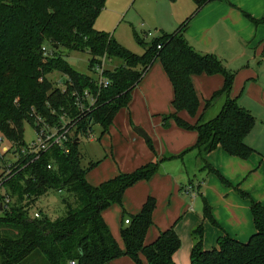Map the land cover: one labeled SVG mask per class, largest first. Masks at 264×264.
Returning a JSON list of instances; mask_svg holds the SVG:
<instances>
[{
  "label": "trees",
  "instance_id": "trees-1",
  "mask_svg": "<svg viewBox=\"0 0 264 264\" xmlns=\"http://www.w3.org/2000/svg\"><path fill=\"white\" fill-rule=\"evenodd\" d=\"M207 2L210 0H194L193 13ZM104 3L105 0H0V134L18 148L24 141L25 122L33 124L36 114L55 120L60 110H74L72 89L95 90L93 76L72 69L65 59L66 52L75 50L87 53L90 71L103 57V73L108 78L105 87L100 88L97 107L79 120L80 131L91 120L90 129L95 124L100 127L95 136L99 140L114 115L129 104L132 90L157 59L172 87L173 112L161 115V125L167 127L173 120L178 127L196 132V139L183 152L155 157L130 172L118 173L98 184L86 180V174L97 161L82 163L84 153L78 148L77 136L67 143L69 152L54 146L30 162L21 159L16 166L19 169L4 181L13 201L0 212V264H70V261L106 264L120 255L128 256L136 264H143L139 255L144 257V264H175L172 254L181 241L173 224L159 230L150 243L144 242L152 224L155 199L147 196L138 212L128 217L122 201L126 188L152 177L160 170L163 160L181 158L189 150L195 151L199 170L214 172L225 186L233 187L249 199L254 226V232L245 241L223 231L215 238V246L205 248L203 225L199 223L190 232L189 264H264V206L250 198L248 192L232 186L205 160V155L215 146L242 159L255 151L244 141L255 116L229 95L235 72L226 69L215 54L194 51L185 40L184 31L193 13L173 31L148 41L133 29L135 41L143 48L141 53L134 54L110 32L94 27ZM244 14L254 26L264 24V13L257 18ZM50 72L64 74L63 90L53 85L47 75ZM197 73H219L222 86L203 100L198 118L189 122L179 117L178 112L185 109L193 114L198 108V97L191 82V76ZM219 97L222 103L218 110L212 117H206V110ZM146 142L152 149L149 138ZM260 156L264 161V152ZM188 184L192 188L193 181ZM198 189L196 185L197 192ZM48 191L61 194L62 215L52 218L39 209L40 215L31 217L29 211L37 198ZM201 200L202 218L220 227L202 195ZM111 204L120 207L122 247L102 215ZM124 218L128 222L124 223Z\"/></svg>",
  "mask_w": 264,
  "mask_h": 264
},
{
  "label": "rangeland",
  "instance_id": "rangeland-1",
  "mask_svg": "<svg viewBox=\"0 0 264 264\" xmlns=\"http://www.w3.org/2000/svg\"><path fill=\"white\" fill-rule=\"evenodd\" d=\"M194 6V0H105L104 7L96 17L95 21L98 22L103 20L106 25V28H103L105 31L110 32L113 35L114 39L117 42H120L129 51L134 54H139L142 52L143 48L137 41H135V38L133 36V29L141 37L144 36L143 32L140 30L141 28L145 27L146 29H151L152 32L156 31L155 27L157 28L162 18L168 15L169 9L173 12L181 9L182 18L179 22H176L177 25L189 14V12L194 10ZM183 12L185 14L184 17L182 15ZM141 22L143 23V26H140ZM150 37L151 36H148V40ZM262 48V45L257 44L254 46V48H250L249 50L250 52L255 51L256 55L258 56L261 53L260 51L262 50ZM64 56L72 69L74 68L75 70L88 75L91 74V71L88 70L89 58L86 52L73 50L66 52ZM155 63L160 64L159 60L156 59L151 63L150 66L154 65ZM110 65L111 64H109L108 66ZM234 71L237 73L232 84L234 85V95H238V99L243 98L246 90V80L245 78L243 79L242 76L244 67L236 68ZM47 75L54 86H56L57 88L64 87V74H61L59 72H50ZM91 75L93 76V74ZM204 76H206V78L213 77L209 75ZM166 80L168 81L167 77ZM197 85L198 88L192 83L199 101L197 110L193 114L187 112V110L185 109L178 112L179 117H181L180 113L184 112L186 118H181L189 122H194L198 118L197 116L201 112L203 107L202 100L208 98L210 95L209 94L207 96H203L204 91L209 89V86H207V83L205 81H198ZM168 88L169 93H167V101H165L164 98L163 102H168V105H170L171 109L167 110V112L160 113L162 115H167V113L173 112V107L170 102L171 98H168V95H170V93L172 94V90L170 86H168ZM246 100H248V102L252 101L249 98H247ZM252 106L260 116L259 117L250 112L255 116L256 119L247 134V137H250L253 142L251 146L256 149V152H254L253 155L250 156L255 159L253 169L251 171H248L239 179L230 180L226 178L222 171H220V169L218 168L221 167L223 172L226 173V170H234L235 166L233 163H221L217 161L219 167L213 164L211 165L215 169H217L220 175L227 181H229L232 186H237L245 193L248 192L250 198H252L254 201H258L262 206H264V169L263 167H259L256 161L258 157L257 153L261 154L262 152H264V107H261L258 105V103L254 102H252ZM121 111L122 110H119L114 115L116 121H118V124H120L119 118H121L123 115L122 113L120 114ZM142 116L143 115L140 114V118ZM157 117H159L157 113L150 114L148 116L147 125L152 127L154 125V119H156ZM161 122L162 120L160 118V122L158 123L159 126H162ZM114 125V121H112V123L108 126V132L102 134V137L99 140H87L83 136L80 137L78 148L84 153L82 163L85 164L89 159L97 161L92 170L87 173L86 177L93 174L94 178H100L104 174L110 173V170H114L115 174L112 175L114 176L118 173L130 172L137 168L135 167L131 170H128L130 166L127 162L128 158L125 156L126 151H136L138 150V146L140 148V145L138 144V142H135V139H140L149 152H151L152 154L156 153V149H154L152 140L150 141L152 146L151 149L149 145H147L146 138L140 134H136L133 131L132 127L130 129L137 138L130 137V135L125 131L118 132L113 135L111 130H115V132L117 131ZM135 126H139L143 130V132L147 134L148 137H150V135L142 125L138 124ZM99 129L100 127L98 125L95 124L93 126L94 136H96V133H98ZM186 130L188 131L191 129ZM33 134L34 129L32 124L30 122H25L22 131L23 140L25 142H29L34 138ZM114 149L120 154L121 163L125 165L126 170H122L120 168L118 160L114 156L113 152L112 154H110V152ZM186 159L187 160H184V163H182L180 160L173 161V165L169 164V167H163L160 174H154L152 177L146 179L145 181H140L139 183L144 184L143 186L148 185L152 193L147 192L145 195L146 197L151 196L155 199V206L152 213V224L150 225L144 236V242L150 243L153 239H155L159 230L168 228L171 226V224H173V227L181 241V245L177 249L175 254L178 257L177 264H189L188 253L190 247L188 248V246H190V242H192L190 232L199 223L203 225V242V237H206L207 234L208 236L212 237L211 241H213L211 242V244H209L210 242H208L207 245H213L212 243L216 244V240L215 237L213 238L212 232L213 230H217L218 228L211 224L206 218L203 219L201 217V195L205 197L208 205L210 206L212 217L214 218L215 222L222 228H224V230L225 226L228 230H233V228H236L239 223H247L250 224V227L252 228L251 230H253L252 232H254V226L251 220L249 208V199H245L244 197H242L241 194L237 192V190L233 189V187L225 186L218 175L214 172L206 171L203 169L199 170V163L197 165L193 158H191L190 161H188V158ZM190 180L193 181V184L199 185V189L197 192L198 195H196L194 199L191 198V195L189 193L184 192V190L181 189V187H184L185 184H187ZM102 181L104 180H100L96 184ZM139 184H135V186L131 185L126 188L123 196L126 197V194L129 193L131 189H133L132 187H136V194H138L139 191H143L140 189L142 186ZM60 197L61 194L54 191H48L46 192V194L41 195L37 198V201L33 205L32 211H37L40 209L52 218L61 216L64 210V204L61 201ZM131 197L134 198V196L132 195ZM133 203L134 199L131 204ZM122 204L123 209L126 212L125 215L127 217L129 214H134V212L131 210L132 206H126L124 204V198ZM246 212L248 214V218L245 217ZM120 219L121 212L120 208H118L117 213L114 214V216L111 217L110 215L109 221L114 223V225H117L118 227ZM204 224L208 225L205 226ZM227 229L225 231L228 233L229 231ZM207 240H210V238L207 237ZM215 244L213 246H215ZM118 258L120 264H136L128 256L120 255ZM139 258L140 261L144 264V257H142V255H139Z\"/></svg>",
  "mask_w": 264,
  "mask_h": 264
},
{
  "label": "crops",
  "instance_id": "crops-1",
  "mask_svg": "<svg viewBox=\"0 0 264 264\" xmlns=\"http://www.w3.org/2000/svg\"><path fill=\"white\" fill-rule=\"evenodd\" d=\"M194 10L189 12L188 15L192 14ZM244 13H248L250 16L254 18L260 17L264 13V0H225V1L210 0V2L204 4L202 7L199 8L198 11L192 14L191 18L188 21V26L184 31V37L194 51H198L201 53L215 54L218 58H220L226 69H230L234 71L236 68L244 67V71L242 74L243 79L245 78L246 80L245 81L246 90L244 97L238 99V95H234V90H233L234 85L232 84L235 76L237 75L235 71H234L235 74L232 80V84H231L232 86L229 95L231 97H234L240 106L246 109L248 108L249 112H252V114L259 116L255 111V108H253L252 102L258 103L259 106L264 107V68L261 65V56L263 54L262 52L264 49V24H259L257 26H254V24L244 16L245 15ZM182 15L184 17L185 15L184 12L182 13ZM181 18H182L181 9L177 10L176 12H173L169 9L168 15L162 18L157 28L155 27L156 31L152 32L151 29H146L145 27L140 29L144 34V36L142 37L146 41L148 40V36L154 37L161 33L171 32L175 28H177L179 24L185 19L184 18L183 20H181L180 23L176 25V22H179ZM93 25L98 30H102L103 28H106L105 22L103 20L98 22L94 21ZM140 26H143L142 22L140 23ZM146 33H149V35L146 36ZM257 44L262 45L263 47L262 50L260 51L261 53L258 56L256 55L255 51L250 52L249 50L250 48L251 49L254 48V46ZM150 67L132 90L131 98L128 102L129 104L126 107H122L120 109L122 110L120 114L121 113L123 114L122 117L120 116L121 118H119L120 124H118V121H116L115 117L112 118L115 124L114 126L117 130L116 132L115 130H111L113 135H115V133L125 131L127 132V134L130 135V137L137 138L133 134L130 128L132 127L134 131V127H136L135 125L140 124L150 135V137H148V135L146 134L147 137L150 139V141L152 140L154 149H156V153L152 154L145 148L143 142L140 139L139 140L135 139V142H138L140 148L138 146V150L136 151L125 152V156L128 158L127 159L128 165L130 166L128 170L138 167L140 164L144 162L153 160V158L155 157H161L163 155H169V154H178L180 152H183L184 149L192 145L194 143V139H196V132L192 130L187 131L184 128H180L174 123V121H170L169 122L170 124H168L167 127L159 126L158 123L160 122V118L162 115L160 113L167 112V110L171 109L170 105H168V102H163L164 98L165 101H167L166 97H167V93H169L168 86H170V82L168 85L169 80L168 81L166 80L167 75L163 71L161 64L155 63ZM204 75L206 74L197 73L196 75H192L191 82L198 88L197 82L205 81L207 83V86H209V89L204 91L203 96H207L210 94L209 95L210 97L214 90L221 87L220 83L222 82L221 80L222 76L219 73H214L213 75H209L213 77L206 78V76ZM169 97L170 98L172 97L171 93L170 95H168V98ZM247 98H249L252 101L248 102V100H246ZM221 103H222V97H219L216 100H214L213 104L210 105L205 112L206 117H212V115H214V113L218 110ZM152 113H157L159 117L154 119V125L150 127L149 125H147V123H148V116ZM140 114L143 115L141 118H140ZM180 115L181 117H185L184 112H181ZM106 132H108V130ZM247 134L245 135L244 141L245 143L251 146L253 142L250 139V137H247L248 136ZM91 139H95V136L92 137ZM254 150H255L254 152H256L255 148ZM112 152L116 157V159L118 160L120 168L122 170H126L125 165L121 163L120 154L115 149L111 151L110 154H112ZM253 153L250 154L248 157H246V159H242L234 155L230 156L221 147L215 146V149L211 150L205 155V160L210 165L213 164L218 167L219 165L217 161L221 163H229V162L230 164L233 163L235 166L234 170L231 171L226 170L227 174L223 172L221 167L218 168L220 169V171H222V173L226 178L233 180V179L241 178V176L245 175L248 171H251L253 169L255 159L250 157L253 155ZM257 154L258 157L256 161L258 163V166L262 168L264 165V161L261 159L260 156L261 154L260 153ZM186 158H188V161H190L191 158H193L195 160V163H197L198 165L195 151L189 150L184 152L181 158L170 157L169 159L163 160L161 162L160 170L155 172L154 174H160L163 167H169L168 166L169 164L173 165L172 164L174 163L173 161L180 160L182 163H184L187 160ZM92 160L93 159H89V161ZM113 174H115L114 170H110V173L108 174L106 173L100 178H94L92 174L86 177V180L91 184H96L100 180L108 179V177L112 176ZM140 181H145V180H139L135 184H139ZM188 183L185 184V186L183 187L184 192H187L185 189L189 187ZM135 184H133L132 186H135ZM139 185H141L142 187L141 188L138 187V188H140L143 191H139V193L136 194V190H137L135 189L136 187H132L133 189H131V191H129V193L126 194V197L125 196L123 197L124 204L126 206L131 205L132 206L131 210L134 213L138 212L140 205L145 200L146 198L145 194L147 192L152 193L148 185L146 186H143L144 184H139ZM196 185L198 184L190 185L192 188L189 187L190 189H193L195 191L194 196L189 192H187L191 195L192 199H194V197L198 195L196 190ZM131 195L134 196V198L131 197ZM133 199H134V203L131 204ZM118 208H120L118 204H111L109 205V207H107L102 211V215L107 226L110 227V230L115 240L122 247V243L120 241V235H118V227L120 226V222L118 223V227H117V225L115 226L114 223L109 221L110 215L111 217L114 216V214L117 213ZM245 217L248 218L247 212L245 213ZM204 225L206 226L208 224H204ZM217 228H218L217 230H213L212 232L213 238L214 237L216 238L223 231L226 232L225 230L227 229L226 226H225V230L221 226ZM251 229L252 228L250 227V224L239 223V225H237L236 228H233V230L227 229L229 232L226 233L229 234L231 237L239 236L236 237V239L245 241L247 240L246 236L248 237L249 234L252 233L253 230ZM207 237H209L210 240H207ZM203 238H204L203 246L205 248H209L210 246H213L215 244L212 243L213 245L210 246L207 245L208 242H210L209 244L213 242L211 241L212 239L211 236H208L206 234V237L204 236ZM191 243L192 242H190V246ZM190 246H188V248ZM176 251L172 254L175 264H177V260H178V257L175 255ZM118 263H119V258H115L110 260L106 264H118Z\"/></svg>",
  "mask_w": 264,
  "mask_h": 264
},
{
  "label": "built area",
  "instance_id": "built-area-1",
  "mask_svg": "<svg viewBox=\"0 0 264 264\" xmlns=\"http://www.w3.org/2000/svg\"><path fill=\"white\" fill-rule=\"evenodd\" d=\"M148 35L149 33H146V36ZM157 47L159 48V45ZM262 53L261 65L264 68V51ZM101 58L100 63L94 64L91 68V74H93V81L96 86L95 90L91 88L72 89L73 111L60 110L55 120H49L36 114L32 120L34 138L29 142L23 141L18 148H16V145L6 141L0 134V212L13 201L5 188L4 181L19 169L16 166L21 159L30 162L38 158L45 150L54 146L61 147L63 152H69L67 143L74 137L76 138L77 136L80 139L83 136L87 140L94 137V125L92 124V128H89L91 120H89L83 131H80L81 129H78L77 125L81 118H85L97 107L100 88L105 87L108 82V78L103 73L104 58ZM64 87L61 89L63 90ZM51 113L55 114L54 109H51ZM49 166L50 164L47 163L46 167ZM185 190L193 196L195 195L193 189L188 187ZM32 208L29 211L30 216L38 217L40 215L38 210L32 211ZM125 222H128L127 218H124ZM70 264H74V261H70Z\"/></svg>",
  "mask_w": 264,
  "mask_h": 264
},
{
  "label": "water",
  "instance_id": "water-1",
  "mask_svg": "<svg viewBox=\"0 0 264 264\" xmlns=\"http://www.w3.org/2000/svg\"><path fill=\"white\" fill-rule=\"evenodd\" d=\"M134 131L136 134H140V135L144 136L146 139L148 138L147 135L143 132V130L139 126L134 127Z\"/></svg>",
  "mask_w": 264,
  "mask_h": 264
}]
</instances>
